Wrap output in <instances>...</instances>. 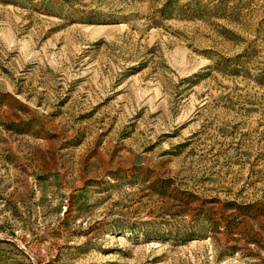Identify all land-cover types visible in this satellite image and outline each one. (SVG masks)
<instances>
[{"label": "rangeland", "instance_id": "1", "mask_svg": "<svg viewBox=\"0 0 264 264\" xmlns=\"http://www.w3.org/2000/svg\"><path fill=\"white\" fill-rule=\"evenodd\" d=\"M0 264H264V0H0Z\"/></svg>", "mask_w": 264, "mask_h": 264}]
</instances>
